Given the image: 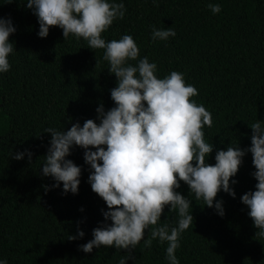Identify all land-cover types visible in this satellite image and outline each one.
Here are the masks:
<instances>
[{"label": "trees", "instance_id": "obj_1", "mask_svg": "<svg viewBox=\"0 0 264 264\" xmlns=\"http://www.w3.org/2000/svg\"><path fill=\"white\" fill-rule=\"evenodd\" d=\"M116 2L124 4L125 15L101 35L106 41L131 35L139 48L137 60L147 56L154 61L158 77L175 70L195 86L192 99L212 117L211 127L203 129L206 142L213 145L206 163H215L217 150L250 147L249 126L264 122V0ZM25 3L0 0V17L10 18L15 27L8 37L14 46L10 68L0 73V258L7 264H117L121 256H129L126 264H168L167 242L153 239L149 247L143 243L151 238L152 226L131 250L79 249L92 239V230L105 223L102 210L107 206L87 182L92 170L79 146L73 145L65 157L81 168L77 192L51 187L55 181L41 173L51 139L44 129L66 132L87 119L98 124L96 108L106 112L115 106L110 90L116 77L108 71L103 49L88 48L84 39L71 34L64 39L56 26L38 37L37 17ZM208 4H219L220 11L212 13ZM153 27H172L176 35L153 40ZM25 149L31 159L10 156ZM251 161V153L245 152L230 177L234 197L223 191L214 197V203L222 201L223 216L179 181L175 191L190 200L193 217L174 253L179 264H264V238L255 236L257 229L240 201L245 192L255 190ZM177 219V212H169L166 205L158 224L175 226ZM78 230L83 237L69 240Z\"/></svg>", "mask_w": 264, "mask_h": 264}, {"label": "clouds", "instance_id": "obj_2", "mask_svg": "<svg viewBox=\"0 0 264 264\" xmlns=\"http://www.w3.org/2000/svg\"><path fill=\"white\" fill-rule=\"evenodd\" d=\"M25 7L37 17L38 37H46L49 27L56 26L62 29L64 39L70 34L84 39L88 48L103 49L108 71L116 77V86L110 90L115 106L106 112L102 106L96 108L98 124L87 119L82 126L73 123L66 132L44 129L51 139L41 173L55 181L51 187L62 185L63 193L77 192L81 168L65 157L73 145L79 146L84 149V163L92 170L87 182L107 206V211L102 210L105 223L92 230L91 240L78 246L81 251L90 253L100 246L131 250L142 241L144 230L152 226L151 238L143 239L145 247L151 246L153 239L167 242L168 264H179L174 254L179 237L193 223L188 211L190 200L175 191L179 181L188 186L196 199H202L204 205L223 216L222 201L214 203V197L218 191L234 197L230 177L237 173L245 152L251 153L255 169L251 175L256 184L255 190L245 192L240 201L257 229L255 236L264 238V122L256 120L249 126L250 147L217 150L215 163L209 165L206 158L213 145L206 142L203 129L211 127L212 117L203 104L192 99L197 95L195 86L185 83L184 73L175 70L158 77L154 61L149 62L147 56L137 60L139 48L131 35L108 41L101 35L114 20L124 17L122 2L26 0ZM207 7L217 13L221 6ZM14 32L11 19L0 17V73L10 68L8 56L14 46L8 37ZM175 35L172 27H153L151 31L153 40H167ZM25 155L31 159L27 149L10 152L16 160ZM231 183L235 184V180ZM166 205L169 212H177L175 226L158 224ZM83 235L78 230L76 236L69 235L68 239ZM129 258L121 256L117 264H126ZM0 264H7V260L0 258Z\"/></svg>", "mask_w": 264, "mask_h": 264}]
</instances>
